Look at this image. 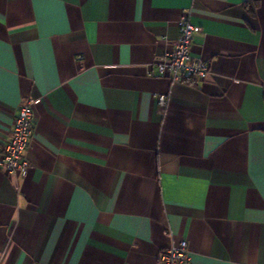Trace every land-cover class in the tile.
I'll use <instances>...</instances> for the list:
<instances>
[{
  "label": "crops",
  "instance_id": "0c3cea01",
  "mask_svg": "<svg viewBox=\"0 0 264 264\" xmlns=\"http://www.w3.org/2000/svg\"><path fill=\"white\" fill-rule=\"evenodd\" d=\"M183 13L201 80L156 71ZM27 99L0 264H264V0H0V152Z\"/></svg>",
  "mask_w": 264,
  "mask_h": 264
},
{
  "label": "built area",
  "instance_id": "2783aa9c",
  "mask_svg": "<svg viewBox=\"0 0 264 264\" xmlns=\"http://www.w3.org/2000/svg\"><path fill=\"white\" fill-rule=\"evenodd\" d=\"M177 27L175 44L155 62L157 74L168 76L173 81L204 79L209 74L208 65L191 51L193 36L199 28L191 23L188 13L179 17ZM156 97L160 104H166L164 94H157ZM32 103V99H27L20 104L11 132L4 140L0 152V166L8 173L25 174L28 169L24 151L32 134ZM188 260V244L186 239L181 238L172 246L160 251L156 264H187Z\"/></svg>",
  "mask_w": 264,
  "mask_h": 264
}]
</instances>
